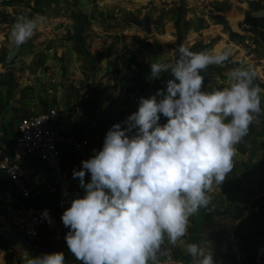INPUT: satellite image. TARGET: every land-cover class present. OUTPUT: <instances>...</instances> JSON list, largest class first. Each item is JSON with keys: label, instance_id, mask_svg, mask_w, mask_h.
I'll return each instance as SVG.
<instances>
[{"label": "rangeland", "instance_id": "374dc122", "mask_svg": "<svg viewBox=\"0 0 264 264\" xmlns=\"http://www.w3.org/2000/svg\"><path fill=\"white\" fill-rule=\"evenodd\" d=\"M263 9L264 0L251 4L242 0H0V99L13 102L9 116L18 111H27L26 116L37 114L56 106L60 119L69 118V125L89 139L88 150L98 151L111 125L137 110L139 97L155 94L172 78L167 73L160 79L151 77L150 63H173L172 50L181 42L192 44V51L231 48L228 61L206 69L207 91L226 86V73L238 66H252L257 73L254 83L264 89V44L259 30H250L245 23L252 11ZM21 16L45 19L32 38L15 46L8 33ZM137 22H145L147 27ZM235 24L242 35L231 37ZM13 52L16 55L7 61ZM137 77L143 87L136 84ZM78 112L81 115L75 118ZM236 147L233 170L210 193L209 208L190 218L184 237L185 242L197 243L205 251L209 248L215 264H241L244 255L231 231L233 223L226 216L214 218L215 228H228L229 232L212 237L203 230L206 216L226 207H240L247 219L264 205V113ZM89 179L86 174L85 182ZM5 188L0 183V264H26L32 256L29 242L34 240L17 233V215L11 207L17 208L19 203L8 204L10 190ZM63 191L56 198H69L67 208L72 199L84 194L79 181ZM216 241L219 243L214 244ZM163 252L162 264H191L179 242L175 247L165 244ZM262 257L259 253L256 264H264Z\"/></svg>", "mask_w": 264, "mask_h": 264}, {"label": "clouds", "instance_id": "9594fccd", "mask_svg": "<svg viewBox=\"0 0 264 264\" xmlns=\"http://www.w3.org/2000/svg\"><path fill=\"white\" fill-rule=\"evenodd\" d=\"M44 19L18 17L8 39L23 45ZM191 49L181 42L173 63H150L151 77L172 78L139 97L137 110L111 125L100 150L73 169L84 194L60 219L67 248L81 264H162L163 246L178 242L191 264H215L209 248L184 237L190 218L209 208L210 193L233 170L236 146L264 113V89L254 83L252 66H238L226 73V86L207 91L206 69L223 65L232 50ZM41 215L50 220L47 209ZM26 264H65V257L44 253Z\"/></svg>", "mask_w": 264, "mask_h": 264}, {"label": "built area", "instance_id": "2783aa9c", "mask_svg": "<svg viewBox=\"0 0 264 264\" xmlns=\"http://www.w3.org/2000/svg\"><path fill=\"white\" fill-rule=\"evenodd\" d=\"M251 4L255 0H242ZM60 112L57 108H48L46 111L30 114L20 119L16 128V141L11 150L0 145V174L7 177L13 191L21 200L30 202L34 196H39L30 184L29 165L26 159L37 157L42 165L54 171L57 178L63 174V153L61 144H68L75 153L82 154L88 148L90 142L87 139H78L74 135L63 139L58 131ZM38 192V193H36ZM10 203L13 197L7 195ZM11 209L16 211L17 233L28 241L39 237L46 227L48 220L41 211L31 207Z\"/></svg>", "mask_w": 264, "mask_h": 264}, {"label": "crops", "instance_id": "0c3cea01", "mask_svg": "<svg viewBox=\"0 0 264 264\" xmlns=\"http://www.w3.org/2000/svg\"><path fill=\"white\" fill-rule=\"evenodd\" d=\"M7 87L8 86H5L3 89H6ZM12 106L13 102L6 103V101H1L0 99V145L9 150L14 146L17 136L15 126L13 128L15 132L14 130L11 131L13 124L16 123L21 116H24L25 113H28L27 111L24 112L21 110L22 112L18 111L15 112L13 116H9ZM52 107L54 106H51L50 108ZM54 108H56V106ZM30 114L33 113H29L28 115ZM75 115V118H77L81 113L78 112ZM68 119L69 118L66 119L63 117L57 125L58 131L63 139L74 135L78 139H87L89 141L87 137L80 136L79 131L72 127V123L69 125L71 121ZM10 123L12 125H9ZM7 133L9 135L6 136ZM61 151L63 153L64 164L63 174L60 179L56 177L52 169L42 165L37 157L26 159V163L29 165L30 184L34 190L40 191L41 193L39 197H35L30 202L21 200L20 197L15 194L12 187H10L7 177L3 174H0V183L5 185V189L10 190L9 193L14 198L13 200H18V206L31 207L41 212L45 209L48 211L50 220H48L46 227L41 231L38 239L29 242L32 247L30 248L32 256L60 251L64 253L65 259H70L69 261L65 260L66 264H81L80 261H77L71 256V253L67 248L64 237L68 229L63 226L60 219L63 213L60 210L62 209L64 211L67 208L65 205L69 198L66 196H59V198H56V195L59 191L64 192L63 188L69 189L70 186H72V183L74 184L79 181L78 179H73V169L79 171L81 161L89 159L93 155V152L87 148L85 152L78 154L72 151L68 144L65 143L61 144Z\"/></svg>", "mask_w": 264, "mask_h": 264}, {"label": "trees", "instance_id": "16d2710c", "mask_svg": "<svg viewBox=\"0 0 264 264\" xmlns=\"http://www.w3.org/2000/svg\"><path fill=\"white\" fill-rule=\"evenodd\" d=\"M212 19L219 21V19L222 20V17H212ZM245 23L250 27V30L256 28L259 30L258 37L264 44V19H253L248 15ZM231 37H236V35L231 34ZM135 82L140 87H143L142 79L140 77H137ZM163 88L164 87L160 86L157 89ZM259 208L260 209L257 213H254L252 216L245 219V209L240 207H226L215 214L212 213L207 215L203 230H206L207 232L209 231V235L212 237H214L215 233L219 237H222L229 232V229L215 228L217 223L214 218L226 216L227 219L233 223L231 231L233 229L235 241L237 242L241 253L244 255V259L241 264H256L259 253L262 254V260L264 261V251H261V249H264V205L259 206ZM218 241L214 242V244H218L220 242ZM9 258V263H11L12 257L10 256Z\"/></svg>", "mask_w": 264, "mask_h": 264}, {"label": "water", "instance_id": "95a60500", "mask_svg": "<svg viewBox=\"0 0 264 264\" xmlns=\"http://www.w3.org/2000/svg\"><path fill=\"white\" fill-rule=\"evenodd\" d=\"M249 16L253 19H264V9L263 10H257V11H252ZM142 28H146L147 27V24L145 22H137ZM232 33L234 35H242V31L241 29L239 28V26L237 24L233 25L232 26ZM16 55L15 52L9 54L7 56V61L11 60L14 56Z\"/></svg>", "mask_w": 264, "mask_h": 264}]
</instances>
